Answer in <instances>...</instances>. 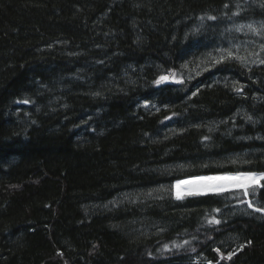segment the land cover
<instances>
[{
    "label": "trees",
    "instance_id": "16d2710c",
    "mask_svg": "<svg viewBox=\"0 0 264 264\" xmlns=\"http://www.w3.org/2000/svg\"><path fill=\"white\" fill-rule=\"evenodd\" d=\"M262 5L0 0V264H264V188L173 191L264 172V65L204 63Z\"/></svg>",
    "mask_w": 264,
    "mask_h": 264
},
{
    "label": "snow or ice",
    "instance_id": "6c2138e0",
    "mask_svg": "<svg viewBox=\"0 0 264 264\" xmlns=\"http://www.w3.org/2000/svg\"><path fill=\"white\" fill-rule=\"evenodd\" d=\"M225 8L228 7L227 4L224 5ZM237 9L240 8V5H236ZM264 7V5H262ZM240 15V12H234L233 16ZM230 18V17H229ZM201 20H204V17H200ZM207 19L209 20H216L217 17L215 16H208ZM247 29V32H245V35L247 33H252L255 36H258L261 38V41H264V22H260L259 26L254 25L253 23H247V24H239L235 27V31L237 32H244V30ZM199 29H194L193 32H198ZM231 31V29H229ZM259 52L253 51L249 52L248 56H255L256 59L252 61L253 63H258L260 65H264V58L260 57L259 53L264 52V42L259 43ZM217 55H213L212 53H208V56L210 57V61H204L205 64H211L212 67L223 64L225 62H232L236 61L239 62L242 66H246L248 63L247 56L240 55L239 46H232L228 48H218L216 50ZM182 67H187V64L182 65ZM204 71L208 70V67H205L203 69ZM200 73L197 72V75ZM173 81L175 83H183V79H176L175 73H169L165 75H160L154 83L156 85H161L168 81ZM242 87H236L235 91L238 93L242 92ZM197 93L194 92L193 95H196ZM98 95V93H97ZM24 103H28L27 100L24 101ZM147 107V103L144 105ZM166 119H170L169 117H166ZM250 119V118H249ZM207 139V137H205ZM237 161L233 160L232 163L235 164ZM247 163V161H244ZM264 172H240L237 171L236 173H225L220 175H209V176H201L196 177L192 180H178L176 182V193L175 197L177 200H182L186 196H206V195H221L228 191L237 190L240 194L247 197L249 196L250 190L252 192H255L257 188H264ZM181 185H186L187 187H184L183 190H181ZM242 203H247L248 208L253 209L255 212L264 213V206L257 207L254 205L253 201H241ZM216 212H219L220 209H215ZM208 223L211 224H220L221 221L216 219L215 217H212L209 219ZM190 241H184L183 244H176L173 242V247L175 248H182L184 245L189 244ZM163 250H170L169 246L165 244L163 246ZM192 252H195V248H191ZM216 251L219 252V249H216ZM234 253L228 254V259H231V256ZM223 259L224 257L221 256Z\"/></svg>",
    "mask_w": 264,
    "mask_h": 264
},
{
    "label": "rangeland",
    "instance_id": "374dc122",
    "mask_svg": "<svg viewBox=\"0 0 264 264\" xmlns=\"http://www.w3.org/2000/svg\"><path fill=\"white\" fill-rule=\"evenodd\" d=\"M260 22H264V20H258V21L251 20V21H247V22L245 21V22H241V23H237V24L235 23V24H232V25L228 26L227 33L228 34L235 33L233 35L234 38L227 39V41L225 42V44L224 45H221L219 48H228V47H232V46H239L240 55L247 56V59H248L247 65L252 66L254 64H258V63H253L252 62V61H254L256 59V57L255 56H248V53L249 52H253V51L259 52V47H258L259 43H258L257 40H259L260 37L255 36V35H253L250 32L247 33V35H245V32H247V29H245L244 32H237V31H235V27L237 25H239V24H242V23H244V24L253 23L256 26H259V23ZM229 29H231V31H229ZM259 55H260V53H259ZM195 178L196 177H193V178H191V180L192 179H195ZM183 180H190V178H188V179H182L181 181H183ZM176 182L174 183V187H173L174 193H176V191H177V189L175 187ZM184 187H187V186L186 185H181V190H183Z\"/></svg>",
    "mask_w": 264,
    "mask_h": 264
}]
</instances>
